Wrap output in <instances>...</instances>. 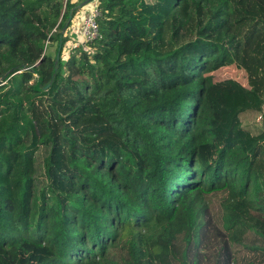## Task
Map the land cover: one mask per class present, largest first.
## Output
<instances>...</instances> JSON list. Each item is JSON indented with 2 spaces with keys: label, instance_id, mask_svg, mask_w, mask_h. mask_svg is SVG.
I'll return each instance as SVG.
<instances>
[{
  "label": "trees",
  "instance_id": "16d2710c",
  "mask_svg": "<svg viewBox=\"0 0 264 264\" xmlns=\"http://www.w3.org/2000/svg\"><path fill=\"white\" fill-rule=\"evenodd\" d=\"M96 2L0 0V264H264V0Z\"/></svg>",
  "mask_w": 264,
  "mask_h": 264
},
{
  "label": "rangeland",
  "instance_id": "374dc122",
  "mask_svg": "<svg viewBox=\"0 0 264 264\" xmlns=\"http://www.w3.org/2000/svg\"><path fill=\"white\" fill-rule=\"evenodd\" d=\"M170 3L171 0H140L137 8V13L141 18L158 17V13L167 11ZM45 53L47 56H51L52 58H54L56 53L55 44L48 45L45 49ZM63 58H67V53H63ZM135 66L136 64L134 62H131L126 68L132 76L140 74L139 69ZM213 75L215 80L217 81L224 79H233L241 83L243 86H247L246 74L235 66L221 68ZM35 78H37V76H35ZM259 115L260 113H258L257 111H247L240 115L243 127L247 129L252 135H257L264 130V123L262 119H259ZM216 203L217 202L215 201L214 205H216ZM214 218L216 223L218 224V214H215Z\"/></svg>",
  "mask_w": 264,
  "mask_h": 264
},
{
  "label": "built area",
  "instance_id": "2783aa9c",
  "mask_svg": "<svg viewBox=\"0 0 264 264\" xmlns=\"http://www.w3.org/2000/svg\"><path fill=\"white\" fill-rule=\"evenodd\" d=\"M96 2V0H95ZM100 15V9L97 6V2L91 8L88 15L83 19L81 24L80 35L77 41H72L69 45V48L76 49L80 46H84L87 43H90L96 40L99 37L97 18ZM263 118V113H260L259 119Z\"/></svg>",
  "mask_w": 264,
  "mask_h": 264
},
{
  "label": "crops",
  "instance_id": "0c3cea01",
  "mask_svg": "<svg viewBox=\"0 0 264 264\" xmlns=\"http://www.w3.org/2000/svg\"><path fill=\"white\" fill-rule=\"evenodd\" d=\"M84 0H72L78 6ZM95 0L85 4L81 8L76 9L77 13L74 20L72 21L71 26L68 29H65L64 36L67 38L66 45L70 44L72 41H77L80 35L81 24L83 19L88 15L91 8L95 5Z\"/></svg>",
  "mask_w": 264,
  "mask_h": 264
},
{
  "label": "water",
  "instance_id": "95a60500",
  "mask_svg": "<svg viewBox=\"0 0 264 264\" xmlns=\"http://www.w3.org/2000/svg\"><path fill=\"white\" fill-rule=\"evenodd\" d=\"M93 0H84L82 1L78 6H75L72 10H71V14L69 15L68 19H67V22L66 24L64 25V27L62 28V33H64L65 29H66V25L72 20V12L78 8H81L82 6H84L85 4L91 2ZM61 50H62V42L61 40L58 42V45H57V49H56V53H55V57H54V62H55V66H57L58 62H59V59H60V53H61ZM40 63V61L36 64L38 65ZM14 70V69H13ZM33 74H35L36 76H38V79H37V82L35 84V87H34V90L36 92H44V91H47L51 86H52V83H53V79H54V75L56 73V68H55V71L53 73V77L52 79L50 80V82L45 85L44 87H40L41 83H42V74L40 71H37L35 69L32 70ZM8 73L5 74L1 79H0V82H3L5 80V78L7 77Z\"/></svg>",
  "mask_w": 264,
  "mask_h": 264
}]
</instances>
